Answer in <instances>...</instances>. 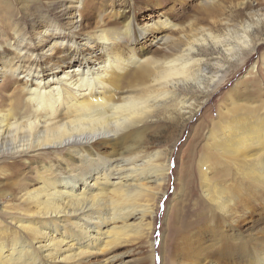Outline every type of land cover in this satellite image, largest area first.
Segmentation results:
<instances>
[{"label": "bare ground", "instance_id": "bare-ground-1", "mask_svg": "<svg viewBox=\"0 0 264 264\" xmlns=\"http://www.w3.org/2000/svg\"><path fill=\"white\" fill-rule=\"evenodd\" d=\"M58 1L0 0V9L35 16L41 2ZM64 1L67 30L45 23L28 35L13 25L0 41V76L15 84L12 97L0 99V175L14 179L0 185V264H125L127 253L137 264H155V208L171 168L148 129L163 115L192 113L182 88L209 92L223 59L245 64L264 14L243 0L217 20L227 8L210 0L212 27L178 29L168 17L140 26L125 10L113 12L125 20L118 27L89 0ZM244 12L252 22L233 23ZM171 29L174 36L165 33ZM150 34L159 51L137 53L134 43ZM210 46L224 53L208 76V62L195 54ZM235 90L210 120L197 165L206 221L223 234L197 240L173 264H264V225L248 219L264 212V100ZM17 161L32 167L20 173Z\"/></svg>", "mask_w": 264, "mask_h": 264}, {"label": "rangeland", "instance_id": "rangeland-1", "mask_svg": "<svg viewBox=\"0 0 264 264\" xmlns=\"http://www.w3.org/2000/svg\"><path fill=\"white\" fill-rule=\"evenodd\" d=\"M89 1L94 5L97 11L106 14L107 18L110 17V20L113 19L114 26L118 27H122L125 20L123 18H116L113 12L121 10L127 11L126 15H130V13L131 16L134 15L133 23L140 26L150 21L152 18L153 21H155L156 19L164 17H168L172 24L177 26L178 29L184 27L188 29L190 24L193 26L205 25L207 27H212L214 24V19H212L213 15H210L206 11L209 7H205L206 2L210 0H129V2L122 6L118 5L122 0H114L112 4H110L111 0ZM242 1L243 0H216L217 3L215 2V4L227 8L222 11V14H219V12L217 13V15L219 14L217 20L226 17V11H228V6L230 7V5L233 9L238 10L239 3ZM58 2L56 6L53 5L51 7L41 2V6L38 8L39 12H37L35 16H26L23 12L12 15L10 12L6 13L7 11L4 8H1L0 29L2 27L1 23L3 24L2 18L4 15L6 16L4 20H8V25L5 26L6 35L2 34L3 32L0 30V41L6 39L7 35H12L10 31L12 28L10 27L13 25L19 30L22 29L23 32L28 35L35 33L37 29H39L41 25H45V23H47L46 26L52 24L50 25L52 32L56 31L61 33L62 30H67L68 25H65V21H67L65 19V1L59 0ZM114 2L116 3L115 6ZM1 4L2 2L0 6L4 5ZM215 4L212 3L211 5L214 7ZM250 4L256 10H259L261 14H264V0H250ZM111 8L114 10H111ZM210 10H212V8H210ZM42 12H46V14L45 17H43L45 20H43L41 24L39 20L42 18ZM233 18V23L236 22L235 19H244L252 22V19L245 12L242 13L241 17L234 16ZM259 27L262 29L261 33L257 32L255 34V38L259 41V44L255 51L248 57L245 64L241 63L242 58L228 62L223 59L224 61L222 62L225 63L226 66L223 71L219 73L221 77L219 81L212 85L210 91L207 93L200 92L197 88L195 89L193 85L182 88V94H187L188 98H190L189 100L194 103L195 110L192 113L183 115L177 114L173 115L174 117L163 115L158 118L155 122L156 124L150 125L148 129L151 146L163 149L167 152L168 155L166 156L171 168L168 174L167 184L164 187V192L160 195L155 208L154 229L152 233V243L154 244V248H156V255L154 258L155 264H173V262H179L182 258L180 257L182 251L196 248L197 242L200 240V242L206 241L208 243L212 241L215 236L223 234L221 230L215 231L218 228L214 225L211 227L206 221V218L209 217L208 219H210L211 216L202 206L203 198L201 188L199 187L200 174L197 165L199 158L204 152V145L211 131L212 126L210 120L216 118L219 106L230 91L236 89L235 91H239L240 94L243 93L252 98L256 99L258 97L259 100H264V20L261 24L259 23ZM219 32L220 34L223 33L222 30H219ZM165 33L170 36H174L175 34L172 29L165 31ZM177 35L178 32H176V36ZM149 37L151 38L152 35L150 34L148 38ZM26 39L27 43L29 37ZM30 41L34 44L37 43L35 37L30 38ZM154 41L152 38L147 40L146 38L138 39L134 43L135 50L137 53H143V55H154L159 51V45H155ZM50 44L51 42H47L45 44L46 48ZM61 50H63V47ZM223 53V48L216 50L210 46L209 49H199L195 55L198 58H204L208 62L206 72L208 76H211L215 74L217 70V67L214 66V62L219 61ZM50 56L49 54L48 57ZM72 61L75 62V65L78 64L79 66V64H81L80 59ZM255 64V70L259 69L258 72L252 70ZM41 70H43V68H41ZM43 73L45 74L44 70ZM14 86L15 84L10 80V77L0 76V99H5L7 101L9 97H12L11 93ZM17 162L21 163L19 167L20 173L27 172L28 169L32 167L31 163H26L27 161ZM17 168L16 166L15 169L14 167L10 168V172L16 171ZM13 180L14 179L3 177L2 174L0 175V185L6 186ZM260 211L261 210L258 209L256 213L252 211L248 214V219H260V225H264V218L262 217L264 216V212ZM252 213L253 216H251ZM225 233L227 232H224V234ZM227 235L228 234H226V236ZM121 259L126 260L125 264L138 263L136 254L127 253L123 255ZM221 259L222 258L219 260L221 261ZM228 261L229 264H241L240 260L237 259H235V261L234 259Z\"/></svg>", "mask_w": 264, "mask_h": 264}]
</instances>
